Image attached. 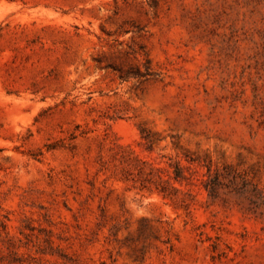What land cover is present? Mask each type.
Segmentation results:
<instances>
[{
  "label": "rangeland",
  "instance_id": "obj_1",
  "mask_svg": "<svg viewBox=\"0 0 264 264\" xmlns=\"http://www.w3.org/2000/svg\"><path fill=\"white\" fill-rule=\"evenodd\" d=\"M0 264H264V0H0Z\"/></svg>",
  "mask_w": 264,
  "mask_h": 264
},
{
  "label": "trees",
  "instance_id": "obj_2",
  "mask_svg": "<svg viewBox=\"0 0 264 264\" xmlns=\"http://www.w3.org/2000/svg\"><path fill=\"white\" fill-rule=\"evenodd\" d=\"M13 1H15V0H13ZM209 171H210V169H209ZM179 177H181V166H180V164H176V169H175V175H174V178H175L176 180H178ZM212 187H213V186H212ZM206 189H208V186H206ZM209 191H210L211 194L214 195V190H213V188H211Z\"/></svg>",
  "mask_w": 264,
  "mask_h": 264
}]
</instances>
